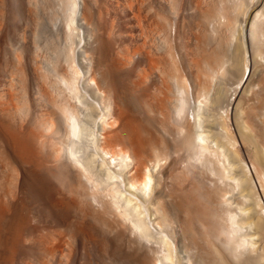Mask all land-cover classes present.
<instances>
[{
	"label": "bare ground",
	"instance_id": "bare-ground-1",
	"mask_svg": "<svg viewBox=\"0 0 264 264\" xmlns=\"http://www.w3.org/2000/svg\"><path fill=\"white\" fill-rule=\"evenodd\" d=\"M59 1L65 66L34 73L29 110L17 72L0 82V259L70 264L76 238L97 264H264V0H194L190 79L169 47L130 82L103 34L95 68L78 67V18L97 15ZM238 27L243 83L228 117L211 90L233 72Z\"/></svg>",
	"mask_w": 264,
	"mask_h": 264
},
{
	"label": "rangeland",
	"instance_id": "rangeland-1",
	"mask_svg": "<svg viewBox=\"0 0 264 264\" xmlns=\"http://www.w3.org/2000/svg\"><path fill=\"white\" fill-rule=\"evenodd\" d=\"M78 2L81 11L84 8L91 9L97 15L93 21L94 24H89L80 17L78 18L79 30L72 43L71 55L74 56L81 70L84 71L88 66L94 69L97 65L98 40L96 37L103 34L109 44V50L118 52L124 62L121 70L117 73L123 81L130 82L135 78L137 69L145 64L148 55H164L169 47L173 50V56L176 58L174 60L178 61V64L176 63L178 68L185 69L184 71L181 69L180 72L187 74V78L190 79L188 76L190 70L186 67L184 58L186 53H189L188 50H191L190 37L194 30L195 15L194 0H78ZM157 17H160L161 22L164 23L162 30L157 29L155 25ZM0 22L2 23H0V82L5 78L7 70L15 71L14 74L17 72L16 77L21 80L16 82V85L23 89L25 105L29 110L27 96L28 90L32 89L30 81H32L34 73L37 72L39 75L53 73L54 69H59L67 63L69 43L64 37L62 7L59 0H0ZM243 24L244 22L241 20V27L244 29ZM90 27L95 28L94 34L84 41V36L86 37ZM239 27L237 35L240 32L241 35H238L240 38L234 39L230 44L231 47L229 46L230 51L228 50L229 54L233 56L235 43H238L236 46L238 52L233 56L236 63L233 66V72L232 67L228 66L227 72L221 75L223 79L219 76L216 77L217 79L215 78L214 91L213 88L211 90V95L217 93L216 96H218L220 94L218 112L223 115L227 114L228 117H231L233 98L243 83L242 80L240 81L243 74L241 59H243L246 49L243 41L244 32L243 29L239 31ZM180 45H183L182 50ZM246 58H248V54ZM156 78V74L146 78L145 85H153ZM79 85L82 86L81 82ZM88 90L91 91V94L93 93V83H90ZM173 97L171 98L174 99ZM191 104L193 105L192 101ZM219 106L221 107L219 108ZM210 108L204 106L203 109L202 106L205 116L209 114ZM7 236H9L8 233L0 232V255L5 248L4 240ZM78 241L76 238L73 240L70 264L79 262L97 264L93 254L87 255V251L78 247ZM15 255L18 256L19 253H15ZM0 264H4L3 259H0Z\"/></svg>",
	"mask_w": 264,
	"mask_h": 264
}]
</instances>
